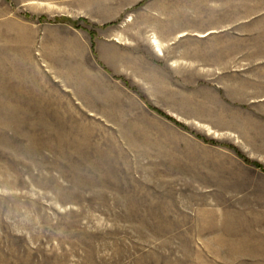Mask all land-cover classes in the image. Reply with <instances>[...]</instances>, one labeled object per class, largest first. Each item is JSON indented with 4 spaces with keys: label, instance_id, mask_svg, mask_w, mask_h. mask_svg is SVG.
I'll use <instances>...</instances> for the list:
<instances>
[{
    "label": "rangeland",
    "instance_id": "374dc122",
    "mask_svg": "<svg viewBox=\"0 0 264 264\" xmlns=\"http://www.w3.org/2000/svg\"><path fill=\"white\" fill-rule=\"evenodd\" d=\"M90 1L0 0V264H264L258 227L247 237L216 228L238 210L224 204L238 188L192 187L191 174L174 172L164 142L118 140L110 125L64 118L61 106L31 98L61 83L28 48L16 51L15 34L30 35L16 22L88 26L93 37L80 9ZM150 108L264 171L233 143Z\"/></svg>",
    "mask_w": 264,
    "mask_h": 264
},
{
    "label": "crops",
    "instance_id": "0c3cea01",
    "mask_svg": "<svg viewBox=\"0 0 264 264\" xmlns=\"http://www.w3.org/2000/svg\"><path fill=\"white\" fill-rule=\"evenodd\" d=\"M80 9L93 37L88 26L16 22L30 32L15 34L16 51L28 48L61 83L31 98L61 106L64 118L110 125L118 140L164 142L174 172L191 174L192 187L240 190L224 202L238 204L223 213L227 224L216 219L222 235L247 237L258 227L264 236V171L150 108L264 167V0H93Z\"/></svg>",
    "mask_w": 264,
    "mask_h": 264
},
{
    "label": "trees",
    "instance_id": "16d2710c",
    "mask_svg": "<svg viewBox=\"0 0 264 264\" xmlns=\"http://www.w3.org/2000/svg\"><path fill=\"white\" fill-rule=\"evenodd\" d=\"M92 35H93V33H92ZM172 120H174L173 118H171ZM175 122H177L176 120H174ZM178 124H179V122H177Z\"/></svg>",
    "mask_w": 264,
    "mask_h": 264
}]
</instances>
